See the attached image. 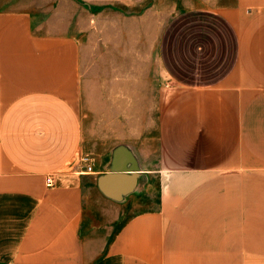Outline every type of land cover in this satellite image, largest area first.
Wrapping results in <instances>:
<instances>
[{
	"label": "crops",
	"instance_id": "obj_1",
	"mask_svg": "<svg viewBox=\"0 0 264 264\" xmlns=\"http://www.w3.org/2000/svg\"><path fill=\"white\" fill-rule=\"evenodd\" d=\"M154 1L0 4V264H264V0L166 20L161 47L179 22L216 23L193 43L214 83L166 105L149 145L163 162L141 129L85 136L83 38L112 12L145 29Z\"/></svg>",
	"mask_w": 264,
	"mask_h": 264
},
{
	"label": "rangeland",
	"instance_id": "obj_2",
	"mask_svg": "<svg viewBox=\"0 0 264 264\" xmlns=\"http://www.w3.org/2000/svg\"><path fill=\"white\" fill-rule=\"evenodd\" d=\"M0 1L4 8L21 9L25 6L34 11L40 9L47 12L50 0ZM219 2L155 0L153 4L157 16L155 19L150 16L152 20L143 30H140L137 23L125 22L123 17L115 16L113 12L106 13L105 18L100 17L101 30L97 27L83 38V94L80 108L87 140L94 141L96 135L103 133L111 124L114 129H123L134 135H138L137 131L141 129L149 154L163 162L158 147L149 145L157 141L158 121L166 105L189 88L214 83L210 72L213 61L208 59L205 49L203 54L193 43H199L202 38L198 34L203 29L210 32L216 22L208 17H202V20L191 17V22H179L174 26L171 38L164 39L162 47L158 36L166 20L180 10L197 6H220ZM83 17L81 13L78 23ZM119 20L122 28L115 24ZM184 29L188 31L186 36L183 35ZM138 30L136 39L137 35L133 33ZM208 42L204 39L200 44L205 46ZM160 47L164 61L160 56ZM133 67L140 69V73L130 71ZM132 78H136V81ZM147 78H150L148 82ZM134 198V210L142 208L140 198ZM156 201H153L154 205Z\"/></svg>",
	"mask_w": 264,
	"mask_h": 264
},
{
	"label": "built area",
	"instance_id": "obj_3",
	"mask_svg": "<svg viewBox=\"0 0 264 264\" xmlns=\"http://www.w3.org/2000/svg\"><path fill=\"white\" fill-rule=\"evenodd\" d=\"M82 158H83L82 162L84 163V166H85V172L86 173H92L93 172V168H92V166L89 163L90 159L88 157H82ZM54 184H55L54 176H49L46 179L47 188L53 187Z\"/></svg>",
	"mask_w": 264,
	"mask_h": 264
}]
</instances>
